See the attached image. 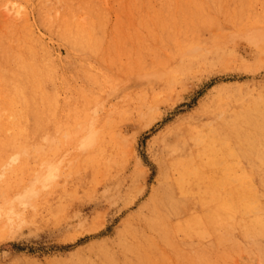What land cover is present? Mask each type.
<instances>
[{
    "label": "rangeland",
    "instance_id": "obj_1",
    "mask_svg": "<svg viewBox=\"0 0 264 264\" xmlns=\"http://www.w3.org/2000/svg\"><path fill=\"white\" fill-rule=\"evenodd\" d=\"M49 1L0 0L9 62L34 49L11 37L31 22L50 69L39 132L27 120L0 150V264H264L245 247L223 260L214 228L185 234L179 213L170 232L152 221L166 198L210 215L198 201L235 185L264 194V0ZM53 13L95 40L54 34Z\"/></svg>",
    "mask_w": 264,
    "mask_h": 264
},
{
    "label": "bare ground",
    "instance_id": "obj_2",
    "mask_svg": "<svg viewBox=\"0 0 264 264\" xmlns=\"http://www.w3.org/2000/svg\"><path fill=\"white\" fill-rule=\"evenodd\" d=\"M59 1L62 2L61 0ZM82 5L84 8L85 5L84 4ZM43 6L44 5L41 4L39 5V8H38L39 13L37 14V17L39 18L40 23H43V20L45 19V15H46V14L44 15V12L42 11ZM86 7L90 9V11H92L91 9H93L91 6L90 8L88 6ZM47 14H50V13L47 12ZM92 14L94 15V13ZM74 19H72L71 21L75 23ZM59 22L60 21H59L58 16L55 15L54 13L53 15H50L49 20L48 18H46V24L48 27H50L51 30H55L57 28L56 31H52V32L54 34L57 33V35L59 36L61 35L63 37L64 35H66L67 38L70 39L69 41L71 42V44H72L73 38H76V37H77L76 41H78L79 43L81 42L90 43L95 40L93 37H91L92 38L91 40V38H89L86 35V30H83L85 29V27L84 28L80 27L79 23H75L74 27L76 28L72 29L73 28L72 27L71 28L72 30L66 33V31L59 26L61 23ZM17 28L15 32L11 31L12 39H14L15 41L16 39L28 41V43L32 47H34V49L32 48V51L29 52L30 46H27V45L21 46V49L24 52L21 49L17 50V52L21 55L22 60L20 62H15V61L9 62V34L0 35V150H7V151L10 150L9 149L10 130L15 131L16 133H25L28 130V126H26L27 120H32V122L34 123L33 125L34 129L32 130L33 133L39 132V127L41 125L40 123L43 122V118H44L43 107H41L44 103V100H43V97H41L42 96L41 93H39V89L41 88V91H42L44 76H46V73L50 70L49 69V59H48L49 52L47 50L48 48L44 46L43 41L33 32L32 27H31V22L30 24L29 22L21 24L20 28L19 27ZM20 29H21V32L18 31ZM263 33L264 32H262L260 35H262L264 38ZM253 35H255V33H253L250 37L252 38ZM260 35L257 34L255 38L253 36L254 40L253 38L252 40L255 42V39H256V43H257L258 42L257 39L258 37H260L259 42H262L263 38H261ZM41 37H43V35ZM73 45H74V42H73ZM33 51L35 52L37 56H33ZM41 53L44 55L41 56ZM43 59H46V62L43 61ZM54 77H55V73H54ZM168 77H170L169 74H168ZM96 102L94 104H96ZM52 114L51 116H53ZM56 114L54 111V115ZM10 122L12 123L10 124ZM25 148L26 147H24V149ZM12 154H15V153H12ZM244 184L245 186L243 187H239L238 185H235V190L232 191L233 197L230 200L227 199V197H225V198H220V199L213 200V201L211 200L212 203L209 201L207 202L198 201L200 206L203 203L205 205V208L206 206L208 208L210 204L214 205L215 209L211 212L210 215H207L204 212H203L204 214L202 212H201L202 214L198 212V215H194L192 213V211L194 210V205L193 203L188 201V198L185 197L186 195L182 198L183 199L182 209H180V206L178 209L176 205L175 207L171 206V208L168 209L167 200L169 198H166L160 207L157 206V208H154L155 215L153 219L151 218L152 221H154L153 222V231H154L153 233L154 234L161 233V232L163 233L164 231L170 232V229L172 230L180 229L178 228L179 226L178 227L176 226L177 223L173 224L174 220L172 218L173 215H175L176 213H179L184 221V222L182 221L184 224L181 226V229H182V232H186L185 234H190L194 230V226H196V224L198 223L204 224V226L208 225V227L211 226V228H214L215 234L218 233L219 235V236L217 235L218 236L217 243L222 244L221 248L224 245H227V246H224L223 249H228L229 252L231 251V253H229L226 258H223V260L230 259V256H234L238 253V249L245 247V248H248V250L251 252L254 249L258 250L261 253V260L264 263V243L262 241V239H264V194L259 189V187L255 185V183L253 182L245 183L244 182ZM260 186H261L260 188L263 187L264 189V177H263L262 183L260 182ZM229 197H231V195H229ZM163 210H165L166 213H164ZM210 211L211 209L209 210V213ZM13 213H11V215ZM194 213H197V212L195 211ZM9 216L10 215H7L5 219L7 218L9 219ZM160 218H164V219L160 220ZM178 222L180 223V221ZM2 231H0L1 232L0 239H1ZM5 231L6 230H4V232ZM205 231H208V230H205ZM179 233L181 232L179 231ZM197 237H198V234H197ZM217 251L219 252L220 248L219 249L217 248ZM206 264H218V261L217 259H215L213 262H207Z\"/></svg>",
    "mask_w": 264,
    "mask_h": 264
}]
</instances>
